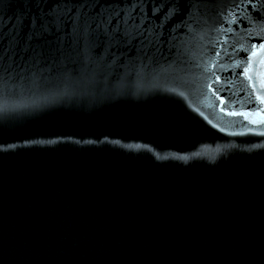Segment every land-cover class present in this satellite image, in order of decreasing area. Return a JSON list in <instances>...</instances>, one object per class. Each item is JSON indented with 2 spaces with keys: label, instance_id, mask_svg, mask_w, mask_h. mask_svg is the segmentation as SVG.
I'll return each instance as SVG.
<instances>
[{
  "label": "water",
  "instance_id": "1",
  "mask_svg": "<svg viewBox=\"0 0 264 264\" xmlns=\"http://www.w3.org/2000/svg\"><path fill=\"white\" fill-rule=\"evenodd\" d=\"M53 2L0 0V264H264V63L242 74L239 0H101L147 38L111 48L44 32Z\"/></svg>",
  "mask_w": 264,
  "mask_h": 264
},
{
  "label": "snow or ice",
  "instance_id": "2",
  "mask_svg": "<svg viewBox=\"0 0 264 264\" xmlns=\"http://www.w3.org/2000/svg\"><path fill=\"white\" fill-rule=\"evenodd\" d=\"M39 3L40 0H37ZM143 0H131L134 6H138ZM80 4L83 8H87L92 5L93 8L87 12H76L74 8H67L69 4ZM101 0H54L53 6L49 9L48 15L41 21V28L44 32L49 34L63 33L66 39L74 41L77 47L83 45L88 47L92 43L103 42L109 45V47H129L136 42L144 43L145 40H141V36L144 34L140 31V27L136 25L132 20L130 14L126 13L123 9L108 8L101 11H96V6L100 5ZM251 5L253 12L256 11L253 0H239L235 4L236 11H229L224 18V23L229 27L233 24L243 23L248 21L249 28L247 47L243 45L239 50L244 52L242 61L245 65L242 69V74L246 75L251 70L252 58L255 57L260 63H264V38H261L260 43H252L253 33H264V17H253L252 13H249L247 17L240 11L243 8L247 11L248 6ZM135 11V7L133 8ZM123 17V18H122ZM131 21V23H130ZM70 26V28H69ZM223 29V25H221ZM225 35L228 34L227 29H224ZM37 55H42L38 53ZM216 56L220 53L215 52ZM219 79V77H217ZM251 80V77H248ZM256 99L264 104V97L257 96ZM264 111V110H261ZM230 115H236L237 113H229ZM248 118L249 114L240 113ZM259 115V113H257ZM254 124H264V116H260L259 119H253L251 121Z\"/></svg>",
  "mask_w": 264,
  "mask_h": 264
}]
</instances>
